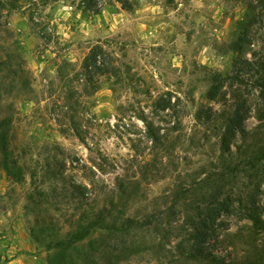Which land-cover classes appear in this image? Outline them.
<instances>
[{
	"label": "rangeland",
	"instance_id": "rangeland-1",
	"mask_svg": "<svg viewBox=\"0 0 264 264\" xmlns=\"http://www.w3.org/2000/svg\"><path fill=\"white\" fill-rule=\"evenodd\" d=\"M16 4L0 9V264H213L197 248L251 257L264 232L244 212L249 200L264 206V159L221 182L235 213L207 219L196 242L188 222L210 198L214 183L199 181L221 156L218 114L235 108L237 90L243 127L264 134L250 85L226 79L227 102L209 96L215 74L261 46L257 0ZM95 46L106 73L84 66ZM241 141L237 132L233 151ZM99 215L83 240L55 244Z\"/></svg>",
	"mask_w": 264,
	"mask_h": 264
},
{
	"label": "trees",
	"instance_id": "trees-1",
	"mask_svg": "<svg viewBox=\"0 0 264 264\" xmlns=\"http://www.w3.org/2000/svg\"><path fill=\"white\" fill-rule=\"evenodd\" d=\"M16 2L19 0H0V9L5 6L6 9H16ZM257 6L264 10V0H257ZM248 7L252 10V4L248 2ZM254 14V13H253ZM256 14L247 20L245 23L247 27L244 31V40L247 44L252 45L254 40L258 38L256 36L257 29L253 32L250 26L257 22ZM261 21V19H260ZM252 23V24H251ZM259 38L262 41L261 46L258 49H253L251 57L239 56L233 60V70L226 77H220L214 75L215 88L210 91L209 96L211 98H218L223 104L227 102V92L222 90L224 87V81L230 80L231 84H247L252 89L257 91L258 97L261 99L258 105H262V108H258L257 118L260 121H264V37L260 35ZM107 52L100 46H95L91 49L88 57L84 62V66L88 69L89 67L95 69L99 73H106L109 71V65L107 61ZM5 62L0 58V65ZM235 97L237 98L235 108L230 112H220L218 118H223V126L221 124L222 131L220 132L221 148L222 153L219 156L216 163H214L215 169L210 174L199 182L214 183L209 186L210 190L204 197H210L205 204L196 203L194 213L197 214L198 218H195L194 214L189 215L190 220L188 222L193 229L192 236L195 238V242L200 239V229L207 231V219L209 222L213 221L216 216L221 212L235 213V207L232 205L231 199L228 195H223L222 181L224 178L233 177L237 174H241L246 169H253L257 166V162L264 159V134L260 131V124L254 129H246L243 127V111L246 101L242 98V95L237 90ZM248 109V108H246ZM249 113V112H248ZM213 113H208L207 117H212ZM247 117V116H246ZM149 127L151 125L149 124ZM241 134V143L236 146V150L233 151L231 148V141L235 138L236 133ZM155 138H158L156 134H153ZM79 186H75V189ZM79 190V189H77ZM180 191H177L174 195L178 196ZM178 193V194H177ZM82 195H84L81 192ZM197 202V200H195ZM249 210L244 212L245 217L251 221L252 233L259 234L264 232V218L260 216L259 211L264 212V206L256 204L255 200H249ZM260 209V210H259ZM103 217L101 215L97 218H91L89 221H85L83 224H79L72 232L68 233L67 236L61 240H57L55 244L61 246H69L77 243L91 232L92 229L102 227ZM193 255H199L213 264H264V239L262 243L256 245V250L251 257L240 256L226 260L215 256L210 251H205L200 248L195 249Z\"/></svg>",
	"mask_w": 264,
	"mask_h": 264
}]
</instances>
